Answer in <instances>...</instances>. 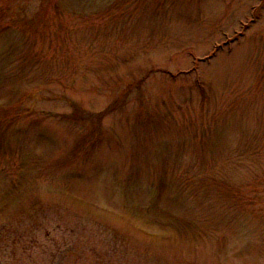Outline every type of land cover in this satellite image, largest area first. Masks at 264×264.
Returning <instances> with one entry per match:
<instances>
[{
  "label": "rangeland",
  "instance_id": "374dc122",
  "mask_svg": "<svg viewBox=\"0 0 264 264\" xmlns=\"http://www.w3.org/2000/svg\"><path fill=\"white\" fill-rule=\"evenodd\" d=\"M1 226L23 264H264V0H0Z\"/></svg>",
  "mask_w": 264,
  "mask_h": 264
},
{
  "label": "trees",
  "instance_id": "16d2710c",
  "mask_svg": "<svg viewBox=\"0 0 264 264\" xmlns=\"http://www.w3.org/2000/svg\"><path fill=\"white\" fill-rule=\"evenodd\" d=\"M14 231L12 227L1 226L0 227V264H23L16 262L18 251L26 253L29 248L22 245V238L28 235L29 230L20 231L16 229ZM27 243V242H26Z\"/></svg>",
  "mask_w": 264,
  "mask_h": 264
}]
</instances>
